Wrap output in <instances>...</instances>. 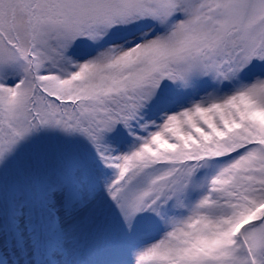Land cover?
Masks as SVG:
<instances>
[{
  "label": "snow or ice",
  "instance_id": "1",
  "mask_svg": "<svg viewBox=\"0 0 264 264\" xmlns=\"http://www.w3.org/2000/svg\"><path fill=\"white\" fill-rule=\"evenodd\" d=\"M0 264H264V0H0Z\"/></svg>",
  "mask_w": 264,
  "mask_h": 264
}]
</instances>
